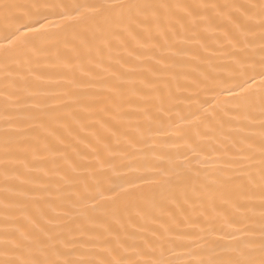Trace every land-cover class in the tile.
<instances>
[{
  "label": "snow or ice",
  "instance_id": "obj_1",
  "mask_svg": "<svg viewBox=\"0 0 264 264\" xmlns=\"http://www.w3.org/2000/svg\"><path fill=\"white\" fill-rule=\"evenodd\" d=\"M0 264H264V0H0Z\"/></svg>",
  "mask_w": 264,
  "mask_h": 264
},
{
  "label": "bare ground",
  "instance_id": "obj_2",
  "mask_svg": "<svg viewBox=\"0 0 264 264\" xmlns=\"http://www.w3.org/2000/svg\"><path fill=\"white\" fill-rule=\"evenodd\" d=\"M19 2H22L23 3V2H27V0H19ZM173 150H175V149H173ZM181 150H184V149H181ZM205 151L207 152V149ZM215 155L216 154L214 153L213 156H215Z\"/></svg>",
  "mask_w": 264,
  "mask_h": 264
}]
</instances>
